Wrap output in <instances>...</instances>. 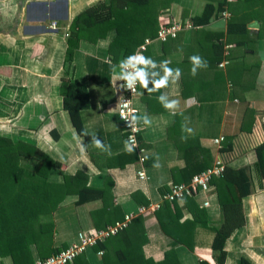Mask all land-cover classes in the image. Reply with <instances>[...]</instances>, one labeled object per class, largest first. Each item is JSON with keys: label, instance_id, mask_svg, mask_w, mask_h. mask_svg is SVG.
Wrapping results in <instances>:
<instances>
[{"label": "crops", "instance_id": "1", "mask_svg": "<svg viewBox=\"0 0 264 264\" xmlns=\"http://www.w3.org/2000/svg\"><path fill=\"white\" fill-rule=\"evenodd\" d=\"M32 1L35 3L29 7ZM98 1L0 0V57L14 64L13 75L6 78L4 87L9 95L0 99V104L10 110L14 102L21 117L27 112L34 119L28 124L37 123L38 127L24 129L26 135H41L38 141L42 146L36 145L61 163L65 174H79L88 186L103 191L100 198L82 204L77 203V192L68 194L53 213L52 236L43 247L41 241L21 249L22 264H38L44 259L42 254L60 251L77 241L80 232L103 229L123 221L126 215H132L131 229L110 238L106 249L88 248L70 264H122V253L131 251V240L137 243V254L161 260L172 246V238L160 227L157 210L150 207L175 184L174 170L177 178L183 175L191 142L199 154L205 149L211 151L212 165L222 158L235 167L250 165L253 173V142L264 140V0H234L228 4L226 0H148L136 13L141 24L142 20L149 21L151 33L145 39H152L135 101L136 118L144 124L139 138L145 150L147 178H140V152L128 147L118 108L124 95L125 65L143 41L130 42L128 51L123 48L114 60L110 48L116 29L101 36L89 33L68 64L69 37L49 41L43 35L47 24L73 21L80 10ZM32 7L38 8L34 14ZM225 8L230 13L228 18L222 15ZM173 22L186 27L176 38L158 39L160 27ZM189 24L192 27L188 28ZM5 27L13 34L2 32ZM148 29L147 24L139 39ZM2 35L9 37L8 41H2ZM194 57L199 63L193 62ZM68 69L69 76L86 87L81 94L83 132L75 127L63 105L61 79ZM160 81L165 83L157 87ZM41 122L42 130L37 132ZM231 135L234 150L220 152L224 142L218 146L214 139L224 136L226 141ZM23 140L28 141L25 137ZM241 145L244 150L238 149ZM49 178L64 181L60 168H53ZM258 184L264 188L259 178ZM207 197L209 206L203 205V194L196 201L207 209L212 224H220L223 212L218 196L211 189ZM142 207L146 209L142 211ZM138 217L143 218L144 225L138 224ZM192 218L185 208L181 221ZM242 228L227 241L226 264L241 263L233 250ZM196 237L194 249L184 243L177 246L180 263L201 264L205 260L217 264L211 248L213 234L199 226ZM100 249L103 254L98 253ZM0 263L12 264L1 255Z\"/></svg>", "mask_w": 264, "mask_h": 264}, {"label": "trees", "instance_id": "2", "mask_svg": "<svg viewBox=\"0 0 264 264\" xmlns=\"http://www.w3.org/2000/svg\"><path fill=\"white\" fill-rule=\"evenodd\" d=\"M147 1L100 0L79 13L70 27L65 63L70 64L72 62L75 49L78 48L82 38H88L89 33H97L96 36H101L103 32L106 33L108 30L116 29L117 35L110 48L114 60L118 59L123 48L126 52L128 51L130 42H144L145 35L151 33L150 23L142 20L141 24L136 13L139 6L146 4ZM147 24L149 25L148 31L143 33L142 39H139V33L141 34L146 29ZM125 41L127 42L125 43ZM219 61L220 59L217 64ZM61 92L65 110L69 112L71 120L78 131L83 132L81 110L84 102L81 94L86 92V87L73 79L72 76H69V69L62 76ZM242 128L244 127L242 126ZM233 138L234 135H231L224 141V146L219 151H233ZM253 150L256 154V173L259 181L264 183V140L257 142ZM187 155V164L182 170L183 175L177 178L175 170L173 171L175 183H188L195 174L212 165L213 156L211 151L205 149L203 152L200 151L199 154L193 142L189 145ZM53 168H60L64 175V181L50 180V172ZM210 184L211 189L217 194L222 208L223 220L220 224H212L207 209L198 204L194 195H187L184 198L185 203L183 205L180 204V201L165 200L156 211V216L160 227L172 238V246L165 250L164 257L161 260L156 261L143 253L137 254L135 252V250L138 251V248H136L137 243L130 239L131 241L128 243L131 251L122 253L120 263L181 264L177 246L184 243L194 249L197 238L196 230L199 226H202L213 234L211 248L216 263L226 264L228 256L227 241L236 230L246 224L244 201L253 192L254 177L250 165L235 167L230 165L229 162H225L223 175L213 177ZM72 192H77L79 196L78 204L100 198L103 195V191L100 192V190L88 186L86 181L82 180L81 175L65 174L62 164L54 160L38 145L0 134L1 257L9 259L12 264H22L19 254L21 249H25L32 242L39 244L41 241L43 247L55 230L54 211ZM196 192L194 190V194ZM134 196L136 195L134 194ZM148 203L146 202V204ZM185 208L191 211L193 218L181 221ZM138 221L140 222L138 224L144 225L142 217H138ZM129 229H131V221L127 227L116 235L123 234ZM116 235L100 241L96 247L106 249V242ZM146 240L145 238L144 242ZM53 253L46 256L42 254V257L46 258ZM201 264L209 263L202 260ZM240 264L250 263L242 259Z\"/></svg>", "mask_w": 264, "mask_h": 264}, {"label": "built area", "instance_id": "3", "mask_svg": "<svg viewBox=\"0 0 264 264\" xmlns=\"http://www.w3.org/2000/svg\"><path fill=\"white\" fill-rule=\"evenodd\" d=\"M234 0H226V4ZM223 17L228 18L230 13L227 8L222 10ZM57 25L56 22L53 23ZM186 26L182 25L180 22H173L166 25H162L158 30L157 38L166 41L170 38H176L181 31L185 29ZM188 28L192 27L191 24L187 25ZM68 36L70 33L67 34ZM152 39L147 38L140 44L137 50L128 59L124 68V95L119 102L118 117L123 126V132L125 134V139L128 147L136 148L140 152L139 157V169L138 176L140 178L146 179L147 173L145 170V150L140 146L139 135L144 129V124L142 121L136 118L138 109L136 107L135 101L139 95L140 86V76L137 73L142 72V68L146 61V51ZM142 57L143 63H137L136 58ZM225 141V137L221 136L214 139L215 144L221 146ZM225 171V161L219 158L215 163L206 168L200 173L195 174L191 181L186 183H175L172 185L170 191L162 196L160 202L153 203L151 209L158 210L165 200L168 201H183L187 195H194L198 197L203 194L206 199L203 201L204 206H209L210 201L208 200L207 194L211 190V180L215 176L223 175ZM194 190L197 191L194 194ZM146 207H142L144 211ZM132 220V215H126L123 221H118L112 225H108L106 228L93 231L91 233L80 232L78 234V240L70 243L65 248H62L57 253H54L42 260L38 264H70L82 253H84L88 248L96 246L100 241H104L107 238L118 234L125 227L128 226ZM99 254H103L104 250H100Z\"/></svg>", "mask_w": 264, "mask_h": 264}, {"label": "water", "instance_id": "4", "mask_svg": "<svg viewBox=\"0 0 264 264\" xmlns=\"http://www.w3.org/2000/svg\"><path fill=\"white\" fill-rule=\"evenodd\" d=\"M34 3L35 2L32 1L29 4V7H31ZM82 11L83 10H80L79 13ZM71 21L64 20L63 24L60 25H54V22L49 25L47 24V30L43 33V35L47 36L49 41H64L66 37H69L67 34L69 33L71 27ZM251 25H256V23H251ZM1 37L2 41H8L9 39V37L5 35H2ZM0 99L5 100V98L1 95ZM11 106L12 108L9 111L14 110L16 112L18 111V113L10 114L6 112V114H0V134L9 135L10 133H14L26 136L27 132H25L24 129L34 130L38 127L37 123L28 124L29 120L34 121V119H31L30 115L27 116V112L26 116H20L21 110H19L16 103H11ZM14 119L16 121L11 123ZM38 137V135L35 136V138ZM252 170L255 180L253 193H258L251 194L244 201L246 224L242 228L241 235L235 243L233 254H235L240 260L245 259L250 264H264V188H261L258 184V176L256 174L255 167H252Z\"/></svg>", "mask_w": 264, "mask_h": 264}, {"label": "rangeland", "instance_id": "5", "mask_svg": "<svg viewBox=\"0 0 264 264\" xmlns=\"http://www.w3.org/2000/svg\"><path fill=\"white\" fill-rule=\"evenodd\" d=\"M57 9H59V6L56 8V10ZM62 9V8H61ZM37 10H38V8L37 7H32L31 8V12H32V14H34L35 12H37ZM3 45H0V47H2ZM3 60L5 61L6 60V58L5 57H3ZM1 81V80H0ZM2 87V84L0 83V95L1 96H3L4 98H7V96L9 95V89L7 88H1ZM6 112L7 113H9L10 111H9V109H7V105H2V104H0V114H6ZM11 135H13V137L11 136ZM7 136H11L12 138H16L15 136H18V137H25V139L26 140H28V141H30V142H33V143H35V144H39L40 146H42V143L41 142H39L38 141V138H35V137H31L30 135H18V134H14V133H10L9 135H7ZM38 136H40V140H41V135H38ZM23 138H18V139H23ZM254 139V138H253ZM255 142H253L252 140H251V142H253V144H254V146H255V144L257 143V140L255 139L254 140ZM252 144V145H253ZM244 147L241 145L240 147H238V149L239 150H241V149H243ZM244 150V149H243ZM240 152V151H239ZM238 152V153H239Z\"/></svg>", "mask_w": 264, "mask_h": 264}, {"label": "flooded vegetation", "instance_id": "6", "mask_svg": "<svg viewBox=\"0 0 264 264\" xmlns=\"http://www.w3.org/2000/svg\"><path fill=\"white\" fill-rule=\"evenodd\" d=\"M2 32H4L5 34H10V33L13 34L14 31L12 29H10L9 27H7V28L5 27L4 31H2ZM13 65H14L13 63L11 64L10 62H8L6 60L4 61L2 59V57H0V80H1L0 83L2 84V87H1L2 89L4 87H7L6 86V83H7L6 78L13 75V72H14ZM15 121L16 120L14 119L11 121V123H14ZM39 130H42V122L40 124L39 129H37V132H39ZM261 187H263V184H261Z\"/></svg>", "mask_w": 264, "mask_h": 264}, {"label": "clouds", "instance_id": "7", "mask_svg": "<svg viewBox=\"0 0 264 264\" xmlns=\"http://www.w3.org/2000/svg\"><path fill=\"white\" fill-rule=\"evenodd\" d=\"M136 61H137V63H143V62H144L142 57H137V58H136ZM193 62H194V63H199V58H198V57H194V58H193ZM137 75L140 76V77H141V80L143 81L142 74L137 73ZM164 83H165V81H160V83L157 84V87L161 86V85L164 84ZM168 107H172V105H168ZM96 143H97V145H99V142H98V141H97Z\"/></svg>", "mask_w": 264, "mask_h": 264}]
</instances>
